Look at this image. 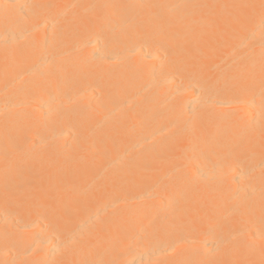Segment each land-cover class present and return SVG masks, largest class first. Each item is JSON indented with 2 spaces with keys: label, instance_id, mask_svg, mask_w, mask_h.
<instances>
[{
  "label": "bare ground",
  "instance_id": "obj_1",
  "mask_svg": "<svg viewBox=\"0 0 264 264\" xmlns=\"http://www.w3.org/2000/svg\"><path fill=\"white\" fill-rule=\"evenodd\" d=\"M0 264H264V0H0Z\"/></svg>",
  "mask_w": 264,
  "mask_h": 264
}]
</instances>
